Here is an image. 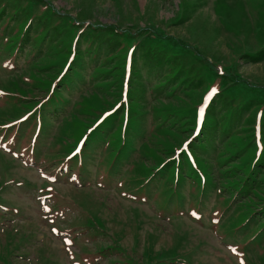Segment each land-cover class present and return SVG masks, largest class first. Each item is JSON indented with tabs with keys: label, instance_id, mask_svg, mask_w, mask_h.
Segmentation results:
<instances>
[{
	"label": "rangeland",
	"instance_id": "obj_1",
	"mask_svg": "<svg viewBox=\"0 0 264 264\" xmlns=\"http://www.w3.org/2000/svg\"><path fill=\"white\" fill-rule=\"evenodd\" d=\"M0 264H264V0H0Z\"/></svg>",
	"mask_w": 264,
	"mask_h": 264
},
{
	"label": "snow or ice",
	"instance_id": "obj_2",
	"mask_svg": "<svg viewBox=\"0 0 264 264\" xmlns=\"http://www.w3.org/2000/svg\"><path fill=\"white\" fill-rule=\"evenodd\" d=\"M213 92H215V90H213ZM201 115H203V112H201ZM77 151H79V148L77 149ZM69 243H70V241H69ZM233 251H235V249Z\"/></svg>",
	"mask_w": 264,
	"mask_h": 264
}]
</instances>
